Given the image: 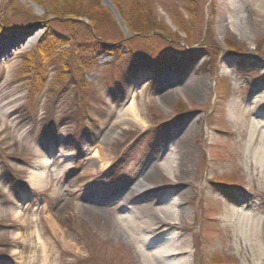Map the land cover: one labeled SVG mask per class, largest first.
Returning a JSON list of instances; mask_svg holds the SVG:
<instances>
[{"label": "rangeland", "instance_id": "obj_1", "mask_svg": "<svg viewBox=\"0 0 264 264\" xmlns=\"http://www.w3.org/2000/svg\"><path fill=\"white\" fill-rule=\"evenodd\" d=\"M4 1L0 264H138L113 221L130 209L155 215V205H176L174 236H165L188 264H264V185L251 166L264 133V96L255 99L264 95V16L255 9L261 0H202L196 14L184 8L188 0H139L183 44L162 33L147 40L131 34L116 0H100L116 27L95 36L108 44L129 40L132 55L105 54L79 72L68 56V73L62 55L70 46L56 49L50 63L39 43L49 31L83 39L90 28L53 19L36 0H12L3 14ZM177 13L188 33L176 25ZM33 26L43 28L22 43ZM203 43L207 50L183 74L135 61L137 54L162 61ZM169 151L174 174L163 168ZM45 171L37 183L32 174ZM137 181L151 190L133 191ZM238 205L254 209L248 223L261 247L257 262L238 246L240 227L224 218ZM159 238L154 233L143 245L153 252ZM42 249L47 259L35 263Z\"/></svg>", "mask_w": 264, "mask_h": 264}, {"label": "trees", "instance_id": "obj_2", "mask_svg": "<svg viewBox=\"0 0 264 264\" xmlns=\"http://www.w3.org/2000/svg\"><path fill=\"white\" fill-rule=\"evenodd\" d=\"M41 6L46 9V14L54 16L53 19H60L61 21L69 22L72 28L85 26L90 28L87 31V35L83 39L78 38V34L71 36H62L54 31H49L39 43L38 52L44 59H49L50 63L54 62L53 52L62 46L69 45L70 49L62 55L64 58L63 68L65 73L72 72L70 68V60L66 57L72 56V62L76 66V72L89 71L94 65L95 61L105 54H112L114 57L121 56L123 53L131 54V44L129 40L122 39L113 44H108L104 39L95 36V31H101L105 29H114L116 23L110 13L101 6L100 0H36ZM202 0H188V3L184 5L185 9H188L192 14L197 13V8ZM12 0H5L2 5V12L4 14L7 5H10ZM116 5L121 17L125 20L126 28L137 37H141L145 40L154 36L160 35L166 40L177 42L178 44L185 43L184 38L180 37L177 33H172L170 29L163 23L157 21L154 11L151 10L145 3L139 0H130L127 4L116 0ZM175 23L183 32L188 33V25L182 18L180 13H177ZM85 18L90 25L83 24L79 19ZM3 30V23L0 24V33ZM229 44H235L232 41H228ZM231 42V43H230ZM231 44V45H232ZM188 48H182L179 56H172L165 58L162 61L152 62L141 59L140 54H137L138 58L135 59L137 65H148L150 69L157 73H163L164 71H173L174 73L183 74L191 65H195L202 53H204L205 47L208 46L203 43L197 44ZM236 45V44H235ZM232 47V46H231ZM48 51V52H47ZM132 55V54H131ZM40 56V57H41ZM53 61V62H52ZM44 63L39 64V66ZM36 82H40L39 71L35 77ZM80 84V82H79ZM185 107H182L178 111L182 114V111H186Z\"/></svg>", "mask_w": 264, "mask_h": 264}, {"label": "bare ground", "instance_id": "obj_3", "mask_svg": "<svg viewBox=\"0 0 264 264\" xmlns=\"http://www.w3.org/2000/svg\"><path fill=\"white\" fill-rule=\"evenodd\" d=\"M255 9L258 14L264 16V0L257 3ZM11 65L12 64L8 63L6 64V67L10 68ZM263 96V93L256 95V101L262 99ZM231 108L233 109L234 107L231 106ZM130 114L135 121L140 122L138 114L134 109H130ZM114 121L115 125L118 124L116 119ZM261 127L264 128V124H262ZM252 139L251 145H255L257 141L254 138ZM260 141L262 147L257 148L254 151L255 157L251 161V166L254 167L255 171H258L255 175L258 177L259 184L264 185V133L262 134ZM50 164V161H44L43 167L47 168ZM176 165L177 163L175 162L173 151H169L163 160V168L174 174L177 168ZM45 174L46 171L45 173H33L32 176L37 180V183H43L45 180ZM147 179H149V177ZM134 190L138 193L139 190L148 192L151 189L147 188L143 182L137 181L134 185L133 191ZM151 208L155 210V215L151 214L142 216L141 213H136L128 206H123V209H130V211H127L126 215L117 214L119 217H116L113 221V226L117 229L119 234L126 238L128 243L135 247L138 256V264H188V259L185 257V254L187 253L182 251L175 242L170 243L165 236L166 234L174 236L173 227L177 225V222L173 208H176V205H155L153 207L151 206ZM253 212L254 209H252V207L238 205L237 207L231 208V212H227V215H225L224 218L240 227L238 246L246 253H249L248 250L250 249L252 251V257L255 258V262H257L261 257V247L257 240L258 236L256 231L251 229V226H249L248 223V217H250ZM154 233H157L160 236L159 240L163 243L161 247L151 252L148 251L143 244H146L148 241L150 242L152 234ZM46 259L45 251L42 249L37 252L34 262H45Z\"/></svg>", "mask_w": 264, "mask_h": 264}, {"label": "water", "instance_id": "obj_4", "mask_svg": "<svg viewBox=\"0 0 264 264\" xmlns=\"http://www.w3.org/2000/svg\"><path fill=\"white\" fill-rule=\"evenodd\" d=\"M42 28L43 27L41 26H33L27 32H24L22 36V43L28 40L29 38L33 37Z\"/></svg>", "mask_w": 264, "mask_h": 264}]
</instances>
